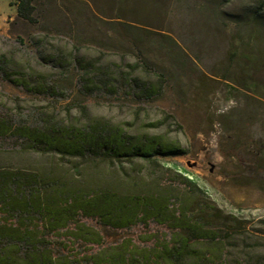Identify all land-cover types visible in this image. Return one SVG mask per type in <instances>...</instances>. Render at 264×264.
Listing matches in <instances>:
<instances>
[{
    "label": "rangeland",
    "instance_id": "obj_1",
    "mask_svg": "<svg viewBox=\"0 0 264 264\" xmlns=\"http://www.w3.org/2000/svg\"><path fill=\"white\" fill-rule=\"evenodd\" d=\"M17 3L0 0V50L23 68L51 73L61 94H30L0 75V107L28 120L37 111L76 123L111 120L181 145L188 152L174 159L198 176L208 191L205 201L218 207L209 210L207 223L220 231L228 264H264V0H36L33 22L18 16ZM131 24L145 52L128 59L164 77L162 93L152 99L86 95L76 71L38 63L32 38L46 34L53 43L80 41L82 51L96 56L106 50L120 61L113 48L128 41L124 26ZM1 155L22 166L57 160L18 153L5 140ZM166 232L151 223L108 229L104 236L107 243L141 242Z\"/></svg>",
    "mask_w": 264,
    "mask_h": 264
},
{
    "label": "trees",
    "instance_id": "obj_2",
    "mask_svg": "<svg viewBox=\"0 0 264 264\" xmlns=\"http://www.w3.org/2000/svg\"><path fill=\"white\" fill-rule=\"evenodd\" d=\"M17 1L18 16L35 21L36 0ZM124 28L128 41L113 48L120 61L109 59L106 50L90 55L80 41L56 44L47 34L32 41L38 63L76 71L83 94L152 99L162 93L164 77L144 61L128 59L145 51L141 32L132 35V24ZM0 75L30 94H61L51 73L23 68L14 54L2 50ZM31 117L0 107V140L18 153L57 160L22 166L0 156V264H228L220 231L207 223L209 210L218 207L205 201L208 191L198 176L174 159L186 148L160 134L132 133L111 120L76 123L45 111ZM151 223L165 227V235L141 242L105 240L108 229Z\"/></svg>",
    "mask_w": 264,
    "mask_h": 264
}]
</instances>
